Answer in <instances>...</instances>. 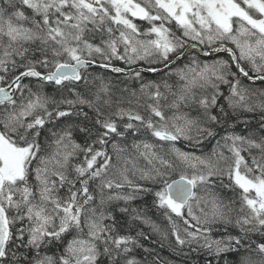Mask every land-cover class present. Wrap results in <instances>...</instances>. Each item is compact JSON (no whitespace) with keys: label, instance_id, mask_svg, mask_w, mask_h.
Segmentation results:
<instances>
[{"label":"trees","instance_id":"obj_1","mask_svg":"<svg viewBox=\"0 0 264 264\" xmlns=\"http://www.w3.org/2000/svg\"><path fill=\"white\" fill-rule=\"evenodd\" d=\"M62 1L66 8L72 0ZM237 1L247 14L262 16L246 4L247 0ZM35 6V0H0V23L10 21L28 30L27 36L17 37L9 34L5 25L0 26L2 85H10L28 69L47 74L60 63L80 58L123 70L116 73L90 66L81 70V80H67L61 86L25 78L18 97L6 102L7 107L2 105L0 126L12 133V145L33 149L36 156L25 177L14 183L13 198L7 203L0 195L10 225L0 264H37L41 258L68 264L74 260L69 242L79 236L89 238L92 220L101 228L93 264H264V214L251 206L248 198L253 194L246 192L233 174L239 153L264 181V81L247 79L226 53L221 55L225 60L218 64V76H212V83L204 82L180 97L183 79L178 69L215 61L216 56L195 52L176 60L192 42L179 20L162 18L155 10L158 20L154 27L180 47L167 63L140 60L137 66L111 54L113 44H119L118 38L127 32L112 7L106 8V15L89 21L77 40L62 42L54 23L58 12ZM135 23L140 34L149 29L145 18H136ZM227 44L225 40L205 44V48ZM241 61L247 75L264 77V64ZM19 97L22 103L27 100L32 105L29 116L16 114L22 109ZM180 114L193 121L191 137L183 134L172 142L161 140L156 133L158 120ZM37 118L40 121L33 123ZM250 139L253 145L247 143ZM72 144L76 152L70 153ZM59 145L66 146L63 166H54L60 179L54 196L60 207L54 212L49 232L35 240L25 205L15 192L37 191V161L46 154L47 158L56 155ZM143 145L152 147L145 149ZM178 151L199 154L206 162L194 172ZM107 161L113 173H105V178L101 170ZM203 172L206 174L200 182L196 175ZM180 176L195 181L196 194L201 191L216 201L218 208L213 214L211 205L202 203L198 214L203 217L186 212L179 216L163 203L167 184ZM9 184L7 180L0 193ZM159 226L162 229L157 231ZM184 226L193 229L196 239L182 237ZM222 241L226 242L216 245Z\"/></svg>","mask_w":264,"mask_h":264},{"label":"rangeland","instance_id":"obj_2","mask_svg":"<svg viewBox=\"0 0 264 264\" xmlns=\"http://www.w3.org/2000/svg\"><path fill=\"white\" fill-rule=\"evenodd\" d=\"M63 2L62 0H35L36 9L45 11L55 9L58 12V17L54 23L62 38V42H67L69 39L77 40L83 31V27L89 21L98 19L99 14L102 16L106 15V8L112 7L116 11V18L127 32L118 38L119 44H113L111 54L115 58L123 59L124 62L127 61L125 63L128 65L129 62L130 64H136L140 60H144L148 64L166 62L165 60L170 58V54L177 51L180 47L173 44L163 31L154 27L155 20H158V17L155 19V10L162 18L163 16L166 19L175 18L183 23L187 36L191 39L210 45L227 40L237 48L243 61L251 59V62H255L256 65L264 64V3L261 0H247L246 3L262 14L261 17H253L247 14L245 7L237 0H72L66 8L61 6ZM136 18H145L149 26L148 30L141 33L142 35L139 31H135ZM4 25L6 26V31L11 35L17 37L27 36L28 30H26V27L14 25L10 21L0 23V26ZM121 47L123 48L121 49ZM220 63H224L223 57H217L212 62L208 60L201 63L188 64L184 68L178 69V73L182 75L184 85L182 87L183 94H180V97L186 96L189 92L188 90L204 82L212 83V76H218V64ZM136 75L139 74L136 73ZM19 101L22 103L23 99L20 97L17 103ZM35 104L44 109L42 105H39V101ZM21 107L22 109L16 112L17 115L20 114L25 117L32 113V105L27 100L22 103ZM12 114L13 111H11L10 118ZM159 120L160 129L156 133L161 140L172 142V139L168 138L167 135L177 137L184 134L187 137H191L193 133V121L185 114L170 118L166 117L165 121ZM37 121L39 122L40 120L37 119ZM241 140L244 141V139ZM247 143L253 145L251 139ZM59 146L56 155L47 158L48 154H46V156L40 157V160L37 161L42 166L37 171V180L40 185L37 191L23 194L17 189L15 192L21 197V201L26 207V213L31 221V233L36 240L43 239L49 231L50 226L53 224L54 212L56 208L60 207L59 201L54 196V190L59 188L57 183L60 180L57 173L58 169L54 168V166L56 164L60 167L63 166V158L65 156L62 155L64 154L62 150L66 146ZM70 146V153L75 152L73 144ZM143 146H145V149L152 147L150 145ZM137 148L141 150L139 145ZM116 149H119L118 146ZM35 152L30 148L6 147L0 143V171L4 174L5 179L10 182L9 187L2 190L0 195L3 196L7 203L13 198L14 183L17 179L25 177L27 169L31 166V162L36 156ZM178 153L185 165L192 168L194 172H198L199 166L206 162L201 155L196 153H180V151ZM237 160L233 174L242 188L246 192L253 194V197L249 195L250 198H248L251 206L256 211L264 214V181L261 180L258 172H255L254 169L247 165L245 159L239 153L235 155V161ZM45 162L48 165L47 163L44 164ZM101 171L103 176L105 175V178H107L105 173H109V171L113 173L112 165L107 161ZM205 174L203 172L202 174L199 173V176L196 175L198 181L202 182ZM112 176L109 175V178ZM162 198L164 199L163 203L168 205L179 216L186 212L191 216L203 217V215L198 214V210L201 207L199 205L202 203L211 205L210 214H213L218 208L216 201L203 192L197 193L194 199L186 204L187 206L173 204L168 195ZM90 223V237L79 236L71 244V254L74 256V260L68 264H93L96 259V239L101 234V228L100 224L94 220ZM184 227L183 229H186V231L182 230V237L196 239L197 235L193 232V229L187 226ZM161 229L162 227L159 226L158 230H156L160 231ZM224 242L226 241L216 242V245L220 244L219 246H221ZM37 262L38 264H53L51 260L42 258L38 259Z\"/></svg>","mask_w":264,"mask_h":264},{"label":"water","instance_id":"obj_3","mask_svg":"<svg viewBox=\"0 0 264 264\" xmlns=\"http://www.w3.org/2000/svg\"><path fill=\"white\" fill-rule=\"evenodd\" d=\"M197 51L201 53L204 56H216L218 54L224 53V52H230L233 56V59L235 61V64L241 74H243L247 79L259 82L264 81V77H251L246 74L244 68H242L239 58L235 51L230 47H224L219 49H213V50H206L203 49L202 46L199 43L193 42L191 43L184 51V53L179 56V58H182L184 56H187L189 53ZM90 66H100L103 68H108L111 70H114L116 73H119L122 68L119 66H112L104 63H97L92 60L87 59H77L76 61L72 63H60L52 72H49L47 74L40 73L37 69H28L22 74H20L11 85L7 87H0V103L5 101H10L14 98L15 94L20 88V84L23 79L25 78H36L40 79L41 81H52L56 84H62L64 81L71 79L74 81L81 80V70ZM150 72H153L152 70H149ZM168 138H171V136H168ZM3 142L6 146H10V141L3 135V133L0 130V142ZM5 184V178L3 174L0 172V189ZM168 195L170 199L172 200L173 204L177 205H185L190 201L192 198L194 192H195V184L193 180L189 177H178L174 180H172L168 186ZM10 236V225H9V219L7 212L5 208L0 203V261L4 254V250L7 244V241Z\"/></svg>","mask_w":264,"mask_h":264},{"label":"bare ground","instance_id":"obj_4","mask_svg":"<svg viewBox=\"0 0 264 264\" xmlns=\"http://www.w3.org/2000/svg\"><path fill=\"white\" fill-rule=\"evenodd\" d=\"M55 22V21H54ZM165 22V21H164ZM19 28V27H18ZM144 28V27H143ZM142 28V29H143ZM143 32V31H142ZM15 33V32H14ZM144 33V32H143ZM172 34V33H171ZM176 34V33H175ZM145 35V34H144ZM149 36V35H148ZM171 37H172V35H170ZM151 37V36H150ZM176 37V36H175ZM147 38V37H146ZM149 38V37H148ZM170 38V37H169ZM171 39V38H170ZM126 43V42H125ZM122 46V45H121ZM179 46V45H178ZM219 46H220V44H219ZM123 47H121V49H122ZM216 48H218V46L216 47ZM118 51V50H117ZM122 51V50H121ZM195 52H197V51H193V52H191V53H189L188 55H191V54H193V53H195ZM238 53V52H237ZM119 56V55H118ZM169 56V55H168ZM178 56V55H177ZM119 58V57H118ZM177 58V57H176ZM184 58V57H183ZM13 59V58H12ZM83 59H86V58H83ZM171 59H173V58H171ZM175 59V58H174ZM173 59V60H174ZM215 59H216V57H215ZM88 60V59H87ZM120 60V59H119ZM123 60V59H122ZM169 60V58L167 59V61ZM225 60V59H224ZM76 61V60H75ZM93 61V60H92ZM166 61V60H165ZM189 61V60H188ZM208 61V60H207ZM210 61H212V60H210ZM222 61V60H221ZM234 61V60H233ZM249 61H251V59L249 60ZM125 62H127V61H125ZM242 62V61H241ZM253 62V61H252ZM124 63V62H123ZM151 63V62H150ZM167 63V62H166ZM184 63V62H183ZM234 63H235V61H234ZM249 63V62H248ZM104 64H106V63H104ZM126 64V63H125ZM129 64H130V62H129ZM134 64V63H133ZM140 64V63H139ZM147 64V63H146ZM155 64V63H154ZM160 64V63H159ZM193 64V63H192ZM128 65V64H127ZM131 65V64H130ZM135 65H137V64H135ZM190 65V64H189ZM125 66V65H124ZM138 66V65H137ZM136 66V67H137ZM171 66V65H170ZM195 66V65H194ZM130 67V66H129ZM140 67V66H139ZM243 67V66H242ZM3 68H4V66H3ZM2 69V68H1ZM85 69V68H84ZM127 69V68H126ZM125 69V70H126ZM132 69V68H131ZM135 69V68H134ZM144 69H147V67H145L144 66ZM162 69V68H161ZM141 70V69H140ZM5 71V70H4ZM133 71V70H132ZM139 71V70H138ZM122 72V71H121ZM128 73H130V72H128ZM181 75V74H180ZM82 76V75H81ZM181 78H182V75H181ZM183 79V78H182ZM68 80H71V79H68ZM67 81V80H66ZM44 82V81H43ZM65 82V81H64ZM63 82V83H64ZM253 82V81H252ZM260 82V81H259ZM55 83V82H54ZM62 83V84H63ZM56 84V83H55ZM62 84H60V86L62 85ZM57 85H59V84H57ZM184 86V85H183ZM211 87H212V85H211ZM22 93V92H21ZM25 93V92H24ZM18 94V93H17ZM17 96V95H16ZM26 96V95H25ZM34 96V95H33ZM18 97V96H17ZM20 98V97H19ZM170 98V97H169ZM171 99V98H170ZM169 101V100H168ZM3 108V107H2ZM38 109V108H37ZM42 111H44L45 110V108L44 109H42V108H40ZM40 109H38V110H40ZM197 109V108H196ZM4 110V109H3ZM36 111V110H35ZM5 112V111H4ZM38 113V112H37ZM1 114V113H0ZM31 114V113H30ZM33 115H36V113L34 112L33 113ZM33 115H31L32 117H33ZM38 117V116H37ZM35 117H33V119H34ZM38 119V118H37ZM37 119H35V123H37L38 121H37ZM33 122H34V120H33ZM184 130V129H183ZM13 132V131H12ZM15 133V132H14ZM169 136V135H168ZM14 137V136H13ZM257 138V137H256ZM175 139V138H174ZM246 139V138H245ZM170 140V139H169ZM206 142V141H205ZM241 142V141H240ZM243 145V144H242ZM74 146V145H73ZM247 146V145H246ZM75 148V147H74ZM75 152H76V148H75ZM186 152V151H185ZM36 153V152H35ZM181 153V152H180ZM231 155V154H230ZM167 158V157H166ZM244 159V158H243ZM41 164H43L42 162H41ZM42 166L40 165V167H38L37 168V171H38V169H40ZM37 171L35 172V174H36V176H38V173H37ZM181 177V176H180ZM186 177H188V176H186ZM178 178V177H177ZM190 178V177H189ZM192 179V178H191ZM174 180V179H173ZM193 180V179H192ZM193 182H194V184H195V192H194V194H193V196H192V198L190 199V201H192L193 199H194V196L196 195V183H195V181L193 180ZM169 184V183H168ZM167 184V185H168ZM167 192V191H166ZM201 192V191H200ZM179 206V205H178ZM187 206V205H186ZM184 207V206H183ZM25 209H26V207H25ZM26 215V214H25ZM26 217H27V220H28V222H30L31 223V221H30V218H29V216L28 215H26ZM229 221V220H228ZM256 229V228H255ZM258 229V228H257ZM30 234L32 235V227L30 226ZM49 232V231H48ZM33 236V235H32ZM77 238V237H76ZM36 240V239H35ZM75 241V238L74 239H72L69 243L70 244H72L73 242ZM232 245V244H231ZM200 246V245H199ZM202 249H205V248H202ZM206 250V249H205ZM237 250V249H236ZM208 251V250H207ZM197 252H201L200 250L199 251H197ZM193 253V252H192ZM229 253V252H228ZM72 255V254H71ZM171 256V255H170ZM218 257V256H217ZM73 258H74V256H73ZM38 264V263H37Z\"/></svg>","mask_w":264,"mask_h":264},{"label":"flooded vegetation","instance_id":"obj_5","mask_svg":"<svg viewBox=\"0 0 264 264\" xmlns=\"http://www.w3.org/2000/svg\"><path fill=\"white\" fill-rule=\"evenodd\" d=\"M228 46L234 48V51H235V52H238L237 48L234 47L233 43H229ZM226 53H227V54H231V53H229V52H225V53H223V54H226ZM237 54L239 55V52H238ZM221 55H222V54H221ZM221 55H219V56H221ZM231 55H232V54H231ZM176 59L178 60V57H177ZM5 86H7V85H6V84H5V85H2V83H1V75H0V87H5ZM6 104H7L6 102H5V103H1V104H0V109H1L2 105H5V106L7 107ZM0 129H1V131L3 132V134H4L5 136H7L8 138L11 137V134H12V133H10V135H9L7 132H5V130H3V128H1V126H0ZM10 140H11V139H10ZM0 143L3 144V142H0ZM12 146H13V145H11L10 147H12Z\"/></svg>","mask_w":264,"mask_h":264}]
</instances>
